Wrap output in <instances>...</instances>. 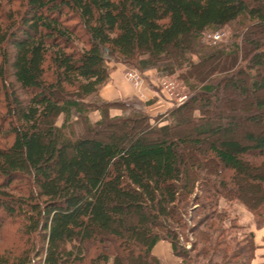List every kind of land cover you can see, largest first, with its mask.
<instances>
[{
	"label": "trees",
	"instance_id": "trees-1",
	"mask_svg": "<svg viewBox=\"0 0 264 264\" xmlns=\"http://www.w3.org/2000/svg\"><path fill=\"white\" fill-rule=\"evenodd\" d=\"M11 3L19 6H12L9 24L0 16V106L3 96L7 101L0 124L8 125L0 132V210L22 218L28 248L0 254V264H162L153 255L162 241L189 264L199 245L188 250L178 229L193 196L196 206L211 212L200 226L228 221L219 202L236 198L263 217L262 229L261 42L250 41L257 52L236 74L203 83L221 58L234 62L242 53L236 42L208 45L206 34L239 24L264 36V0ZM110 62L163 76L186 71L196 93L155 118L135 110L133 99L105 101L100 91L110 80ZM230 93L234 100L223 101ZM114 110L121 115L112 116ZM158 119L167 124H152ZM201 191L207 194L202 204ZM215 225L199 232L202 255L252 264L253 233L240 248L220 240L227 230ZM236 227L232 222L229 230ZM211 235L217 236L214 246H208Z\"/></svg>",
	"mask_w": 264,
	"mask_h": 264
},
{
	"label": "rangeland",
	"instance_id": "rangeland-1",
	"mask_svg": "<svg viewBox=\"0 0 264 264\" xmlns=\"http://www.w3.org/2000/svg\"><path fill=\"white\" fill-rule=\"evenodd\" d=\"M12 1L15 2V0H12ZM2 2H3V11H0V16L6 20L5 22L7 24H9V15H10V10L12 6L16 9V7L18 8L19 5L17 3H14V5H11L12 4L11 0H2ZM218 34H220L221 37L219 40H215V37ZM252 40L261 42V44L263 45L262 48L264 51V36L262 35V32L258 29H251L248 31L245 28V26L242 27L239 24H233L232 26L225 28L221 31H218L215 33H207L205 36V42L208 45L209 44L211 45L212 42H215L219 44L220 46L230 47L232 44L236 42L241 46L242 53L239 56V59H237L234 62L231 61V59L227 57L221 58L216 63V65L218 66L217 72L213 71L211 75L207 77V80L204 81L203 84H211L224 77H230L236 74V72L241 67L247 66L250 57L255 52H257L254 46L250 44V41ZM114 64L115 62H110L109 63L110 68H112ZM127 68L129 69L127 70V72L130 70H137L135 68H130V67H127ZM151 71H155L158 74V77L160 78L159 81H157V84L159 86L158 89L164 88V91L167 93V99L171 100V103H172L171 109H174V108H177L183 105L193 96V94L196 93L194 90H191V87L188 86V84L185 82L184 75H186V71H182L180 73H176L174 75H168V76H163L156 70H151ZM148 72H146L145 74H147ZM262 72L264 73V69L262 70ZM9 82H11V79L8 80V83ZM193 83L194 81L192 80L190 84L193 85ZM235 96H236L235 94L230 93L228 95H224L222 98H223V101H226L227 99L234 100ZM132 99L133 100L129 102L134 106L135 110L147 111L146 110L147 107L145 106V103L147 101H143L138 97H134ZM1 104L2 105L0 106L1 108L0 113L1 115H3L5 114V108L7 105L5 96H3L2 98ZM167 113L168 112H166L165 114ZM213 114H214V111L211 110L209 116H212ZM114 115L116 116L121 115V111L115 110V112L113 113V116ZM197 116H200L199 113H197ZM164 118H166V116H164ZM62 120L63 119L59 120L58 122L59 125L62 124ZM154 121L152 122V124L154 125L163 126L167 124L163 119H158V121H155V122ZM167 122L170 123L171 120L169 119V121ZM7 127H8L7 123L5 121H2L0 124V132L6 131ZM82 130H83L82 125L75 126V131L77 133H81ZM16 187L23 188L24 185L22 183H19L16 185ZM206 196H207L206 192L201 191L199 193L200 201H198L197 203L202 204L203 202H205ZM191 200H192V203L189 206L191 207V210H189L188 218L185 220L184 228L178 229V232L180 234L181 243H183L187 247L188 250H190L192 248V245L195 243L199 245L197 251L195 252L190 251V258H189L190 260L188 261L189 264H209L210 263L209 261L212 260V256H213L212 252H209L208 249L207 251L209 252V255L207 257L202 255L201 253V250L203 249L204 245H203V241H201V236H200L201 234H199V232L204 231L208 233L209 232L208 227H210V225L213 223L216 224L214 227V230H216L217 228L218 229L220 228V230L222 231L224 230L225 232L227 230L225 236L220 240L223 241L225 238L228 241L233 240V243H235L234 245H236V243H241L240 248L243 247L244 239H245L244 237L246 234H249L252 232L255 237L257 234V231L261 230V228L259 229V226L262 223L263 217L259 218L258 216H256V214L251 212L243 204L242 201L236 198H231L230 200H221L219 202V207L221 209L220 212L227 214L228 221L221 223L213 219L209 221V223L206 222L204 226H200L198 223L200 219L203 218L205 214L208 215L211 212L209 210L203 211L200 205L196 206V202H194V196L191 198ZM247 201H249V199H247ZM251 201L254 202L253 200ZM23 222L24 221L22 220V218H18V219L9 218L3 211L0 210V254L2 253L3 254L4 253L19 254L28 248L27 245H25L28 238L24 236V230L21 225ZM232 222H234L237 227L234 228L233 230H229ZM241 227L243 229H241ZM211 234H214L213 229H212ZM216 240H217V236L211 235L210 237L211 244L208 246H214L216 244ZM255 244H256V240H255ZM256 251H255V258H256ZM93 254L95 255V253ZM212 261H213V264H222V261L219 258H214ZM37 262L40 263L41 259H39ZM173 262H175V264H183V260H181L180 258L176 256H174ZM262 264H264V260Z\"/></svg>",
	"mask_w": 264,
	"mask_h": 264
},
{
	"label": "crops",
	"instance_id": "crops-1",
	"mask_svg": "<svg viewBox=\"0 0 264 264\" xmlns=\"http://www.w3.org/2000/svg\"><path fill=\"white\" fill-rule=\"evenodd\" d=\"M127 70L129 69L125 65L116 63L113 65L110 80L100 91V96L103 100H127L138 97L143 101L151 103V105L147 106L146 112L153 118L171 110L172 103L171 100L167 99V93L164 91V88L158 89L157 81L160 78L155 71H150L147 74L140 72L143 76V85L139 93L126 78ZM114 112L115 110L111 111L112 116ZM99 119V113L91 115L93 122H97ZM255 240L257 251L253 264H262L264 260V226L261 230L257 231ZM153 255L160 259L163 264H175L173 262L172 245L169 242L162 241L158 243L153 249Z\"/></svg>",
	"mask_w": 264,
	"mask_h": 264
},
{
	"label": "built area",
	"instance_id": "built-area-1",
	"mask_svg": "<svg viewBox=\"0 0 264 264\" xmlns=\"http://www.w3.org/2000/svg\"><path fill=\"white\" fill-rule=\"evenodd\" d=\"M220 34H218L215 37V40H219L220 39ZM126 78L128 79V81L133 85V87L139 91V93L141 92V87L143 85V77L141 75V73L137 70H130L126 73Z\"/></svg>",
	"mask_w": 264,
	"mask_h": 264
}]
</instances>
